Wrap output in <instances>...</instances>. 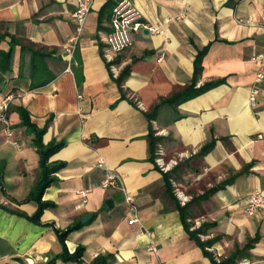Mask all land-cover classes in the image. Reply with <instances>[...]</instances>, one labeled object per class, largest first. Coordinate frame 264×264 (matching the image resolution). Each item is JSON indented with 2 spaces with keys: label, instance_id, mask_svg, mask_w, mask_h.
Returning a JSON list of instances; mask_svg holds the SVG:
<instances>
[{
  "label": "crops",
  "instance_id": "1",
  "mask_svg": "<svg viewBox=\"0 0 264 264\" xmlns=\"http://www.w3.org/2000/svg\"><path fill=\"white\" fill-rule=\"evenodd\" d=\"M115 1H94L69 69L65 46L76 32L78 0H0V36L21 42L0 87V103L14 96L8 113L13 140L0 123V264L48 263L64 250L58 230L88 216L92 219L66 241L70 253L85 248L82 263L56 264H94L99 256L108 257L107 264H211L186 229L176 188L191 198L188 223L202 222L201 240L211 242L207 251L214 259L234 258L237 264L250 257L264 264V209L246 214L249 196L264 192V140L259 138L264 135V82L258 84L257 105L250 104L257 72L264 67L258 58L264 55V0H131L162 33H143L117 56L120 73L127 72L122 87L109 71L100 40L101 32L110 31L112 9L106 6ZM31 44L52 54L38 61L48 74H35L40 80L53 77L45 86H34ZM11 47L10 38L0 41V50ZM205 47L197 87L220 85L180 104L177 113L163 106L154 120L168 133L161 143L167 158L180 161L168 174L169 192L167 174L149 149L147 114L192 83L196 58ZM132 95L143 109L131 102ZM20 108L39 128L48 127L46 143H66L51 159L66 166L43 197L56 207L45 210L40 223L24 216L39 210L27 197L40 181L41 168L33 136L20 124ZM100 160L122 177L140 224L129 223L121 191L99 187L105 177ZM143 229L150 234L140 235ZM151 245L157 253L149 252Z\"/></svg>",
  "mask_w": 264,
  "mask_h": 264
},
{
  "label": "built area",
  "instance_id": "2",
  "mask_svg": "<svg viewBox=\"0 0 264 264\" xmlns=\"http://www.w3.org/2000/svg\"><path fill=\"white\" fill-rule=\"evenodd\" d=\"M95 0H78L77 8L73 14V17L77 23L76 32L71 36L65 46V60L68 62V67L70 69L73 63V56L76 52L82 36L84 34L85 25L87 19L92 11L93 3ZM145 30H148L151 35H158L162 33L161 26L154 25L150 22L144 20L142 12L134 5L131 0H116L115 5L112 10V15L110 18V31L101 32V43L103 45V58L109 67V71L114 79H119L120 77V66L117 63V56L130 49L137 38L142 37ZM165 53L161 54L159 62L163 61ZM259 59H264V55H260ZM264 82V67H261L255 78V85L252 89L250 96V104L255 107L258 103V96L261 93V89L258 84ZM130 100L133 101L137 108L143 109L142 103L134 96H129ZM14 96L8 95L0 103V123L5 127L7 136L9 139L13 140L14 131L12 129V124L9 119L8 113L10 110L11 103ZM154 126L156 137H165L168 135L166 130L159 129L156 122H152ZM260 140H264V135L259 136ZM14 145L19 146L17 141H12ZM155 165L164 174H169L176 167L179 166L180 161L177 159H168L167 153L160 143L158 144L157 151L155 153ZM98 167L105 169V177L99 184L102 189H117L124 194L125 204L129 208L130 224H140L141 219L139 218L138 206L135 203L134 197L127 191L123 184V179L119 173L110 170L105 167V162L100 160L98 162ZM82 194H85L84 192ZM175 195L180 201L182 207H186L190 202L191 198L185 194L179 188L175 189ZM87 200L84 201L86 203ZM264 209V192L257 191L249 196L248 204L246 207V214L250 217L254 216L257 211ZM191 223L190 231H198L202 227V222L198 220H189ZM150 233L141 231L140 235ZM200 238H204L202 234H199ZM208 250H212L208 248ZM149 252L157 253L158 248L155 245L149 247ZM215 260L221 263L220 257L216 256ZM237 264H256L250 257L241 258Z\"/></svg>",
  "mask_w": 264,
  "mask_h": 264
},
{
  "label": "trees",
  "instance_id": "3",
  "mask_svg": "<svg viewBox=\"0 0 264 264\" xmlns=\"http://www.w3.org/2000/svg\"><path fill=\"white\" fill-rule=\"evenodd\" d=\"M115 5V2L109 3L106 8L112 9ZM10 38V43L13 45L10 50L5 51L3 49L0 50V87H2L5 83V77L4 75L8 72H11L13 70V62H14V55H15V47L16 45H20L21 42L16 39L15 36L11 35H4L0 36V41L5 40L6 38ZM209 47H205L203 50H200L198 53V56L195 61V76L192 83L182 92L176 93L174 96H172L170 99L163 100L160 102L154 110L147 114L150 122H153L160 111V109L165 106L169 105L172 107L174 112H178L177 108L180 104L187 102L189 100L195 99L205 93H207L209 90L217 87L220 85V82H212L204 84L201 87H197V83L199 80V75L203 71V58L207 52ZM30 51H31V57H32V65H31V74H33V81L35 87H41L47 85L53 77L47 78V79H38L36 77V72H40L41 74L45 75L48 74L46 66L44 68H41L39 66L38 61L40 59L46 60L48 57H50L52 54L48 52L47 49L41 48V49H34V45H30ZM125 77H127V72L120 75L119 79H117V82L122 87ZM134 103L133 101H131ZM135 104V103H134ZM136 105V104H135ZM20 114V124L22 127L26 128V130L33 136V144L37 147L39 156H40V168H41V177L38 185L36 188L31 192V194L27 197V201L34 200L39 205V210L36 215L33 217H29L27 215H24L25 217L29 218L31 221L35 223H40L42 215L45 210L56 207L55 203L50 201H44V193L45 191L52 186L54 183L57 182V176L56 174L63 169L66 166L65 162H51V159L53 156H55L58 152H60L65 146V142H58L56 140L50 141L48 143L45 142V135L48 131V127L45 128H39L36 124L32 122L30 113L25 108L19 109ZM50 123H48L49 125ZM149 142H150V152L152 153L153 160H155V153L157 151L158 144L162 143V137H156L155 131L152 127V123L150 125V133H149ZM211 146H209L208 149L204 150V153L207 152ZM2 187V183L0 180V188ZM167 187L168 191L172 192V187L170 184V176L167 174ZM179 210L181 211L183 221L186 225V229L191 234V237L197 242L199 246H201L205 253L211 257V264H235V259H228L222 263H218L207 251V247H210L211 242H203L201 238L199 237V234L204 233V227H202L198 231H190V224L188 223V214H187V208L181 207L179 205ZM83 223H77L71 227H69L66 230H58V235L60 238V241L62 242L64 246V250L62 254L59 256L53 258L51 261H49L46 264H56L57 261L62 262H79L82 263L83 257L85 254V248L82 246H79L74 253H70L66 241L68 236L79 229L83 227ZM109 261L108 257L99 256L94 261V264H107Z\"/></svg>",
  "mask_w": 264,
  "mask_h": 264
},
{
  "label": "water",
  "instance_id": "4",
  "mask_svg": "<svg viewBox=\"0 0 264 264\" xmlns=\"http://www.w3.org/2000/svg\"><path fill=\"white\" fill-rule=\"evenodd\" d=\"M144 33H145L146 35H149V34H150L148 30H145ZM107 204L109 205L110 208H113V206H114V203H113V201H111V200H109V201L107 202ZM91 219H92V216L85 217V218L83 219V223H87V222L90 221Z\"/></svg>",
  "mask_w": 264,
  "mask_h": 264
}]
</instances>
